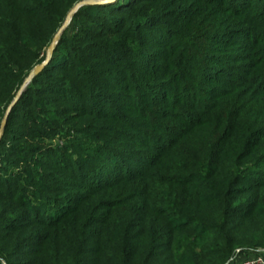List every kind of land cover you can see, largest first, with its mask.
<instances>
[{
	"label": "trees",
	"instance_id": "1",
	"mask_svg": "<svg viewBox=\"0 0 264 264\" xmlns=\"http://www.w3.org/2000/svg\"><path fill=\"white\" fill-rule=\"evenodd\" d=\"M86 0H0V132ZM0 140V264H228L264 248V0L82 7Z\"/></svg>",
	"mask_w": 264,
	"mask_h": 264
},
{
	"label": "water",
	"instance_id": "2",
	"mask_svg": "<svg viewBox=\"0 0 264 264\" xmlns=\"http://www.w3.org/2000/svg\"><path fill=\"white\" fill-rule=\"evenodd\" d=\"M114 1H116V0H107V1H105V4H107V3H111V2H114ZM103 3H104V2H103ZM91 4H92L91 2L87 1V2H84V3L80 4L79 6H77V7L72 11V13H71L70 16H69L70 21L73 19V17L78 13V11H79L82 7H84V6H86V5H91ZM94 4H95V3H94ZM60 38H61V35L59 34V35H57L56 38L54 39L53 44H52V46H51V48H50L51 56L53 55L54 50H55V48L57 47V44L59 43ZM49 62H50V59H49V60H46L41 66H38V67L34 70V72L32 73V75H31V77H30V79L28 80L27 84L24 86V88H23V89L19 92V94L17 95V97H16L14 103H13L12 106L9 108V110H8V112H7V115H6V118H5L4 122H3L2 129H1V132H0V140L3 138L4 130H5V128H6L7 121H8V118H9V115H10L12 109L16 106L17 102L21 99V97H22L23 93L25 92V90L27 89L28 85L32 82V79H33L36 75H38V74H39V73H40V72H41V71H42V70H43V69L49 64Z\"/></svg>",
	"mask_w": 264,
	"mask_h": 264
},
{
	"label": "built area",
	"instance_id": "3",
	"mask_svg": "<svg viewBox=\"0 0 264 264\" xmlns=\"http://www.w3.org/2000/svg\"><path fill=\"white\" fill-rule=\"evenodd\" d=\"M228 264H264V248L249 252L238 250Z\"/></svg>",
	"mask_w": 264,
	"mask_h": 264
},
{
	"label": "rangeland",
	"instance_id": "4",
	"mask_svg": "<svg viewBox=\"0 0 264 264\" xmlns=\"http://www.w3.org/2000/svg\"><path fill=\"white\" fill-rule=\"evenodd\" d=\"M87 1H89V2H91L92 4L91 5H108V4H110V3H107V4H105V1H107V0H86L85 2H87ZM117 1V0H116ZM116 1H114V2H111V3H116ZM104 2V3H103ZM84 3V2H83ZM95 3V4H94ZM82 4V3H81ZM91 5H86V6H91ZM86 6H84V7H86ZM72 13V12H71ZM70 13V14H71ZM70 14H69V16H70ZM69 16L67 17V19H66V21H65V23H64V25H63V28H62V30L58 33V35L60 34L61 36H62V34H63V32H64V30H66L67 28H71L72 27V25H73V23H72V20L70 21V19H69ZM56 38V37H55ZM61 39V38H60ZM60 41V40H59ZM52 46V45H51ZM51 48V47H50ZM46 54H47V60H51V53H50V49L49 50H47V52H46ZM30 79V78H29ZM28 82V81H27ZM27 84V83H26Z\"/></svg>",
	"mask_w": 264,
	"mask_h": 264
}]
</instances>
